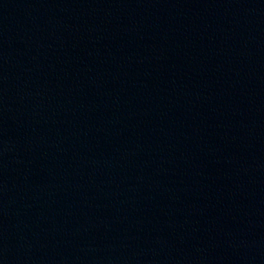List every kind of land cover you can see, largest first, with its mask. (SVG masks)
<instances>
[{"label":"water","instance_id":"95a60500","mask_svg":"<svg viewBox=\"0 0 264 264\" xmlns=\"http://www.w3.org/2000/svg\"><path fill=\"white\" fill-rule=\"evenodd\" d=\"M0 264H264V0H0Z\"/></svg>","mask_w":264,"mask_h":264}]
</instances>
